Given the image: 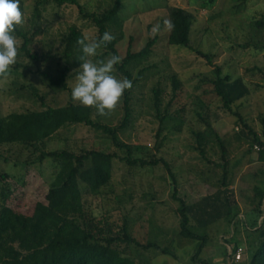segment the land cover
I'll return each instance as SVG.
<instances>
[{"label":"rangeland","instance_id":"1","mask_svg":"<svg viewBox=\"0 0 264 264\" xmlns=\"http://www.w3.org/2000/svg\"><path fill=\"white\" fill-rule=\"evenodd\" d=\"M79 1L89 12L97 14L109 11L113 5V0ZM37 2L20 0L27 23L18 28L27 34L28 49L39 59L27 57L22 51L23 41L17 38L20 42L17 62L11 66L6 79L0 77L3 116L42 110V103L32 87L49 106L63 107L73 101L71 92L80 71L82 51L76 42L70 57L66 56L71 35L76 31L81 38H98L97 28L83 20L76 7L50 3L41 6L37 14ZM204 3L205 0H123L119 18L124 38L117 45L120 56L126 57L130 45L137 53L148 41L156 39L157 42L148 60L133 71L137 77L146 69L133 93L132 122L119 136L123 142L137 148L135 158L152 160L157 156L171 165L178 197L187 205L201 207L205 198H213L218 191H228L237 204L235 211L239 217L232 224L223 218L207 227L199 226L192 218L191 230L207 237L200 251L204 241L181 235L178 214L181 204L173 198L174 184L166 168L163 165L130 168L116 159L110 184L96 193H85L84 203L104 225L117 230L126 221L130 234L139 242L154 243L167 251L166 254L155 249L139 251L131 246L127 252L137 264H233L231 251L238 244L244 251L249 247L248 213L252 208L254 187L259 180H264V165L259 162L258 152L251 150L253 135L250 133L251 130L261 136L264 117V27L257 24L264 22V0H216L214 6L207 9H203ZM170 8L184 9L195 17L191 34L194 49L215 56V63L223 67L224 75L243 80L249 95L233 108L244 123L226 111L214 95L210 84L212 68L206 61L189 49L168 44L170 31L164 29L163 21L168 19ZM157 23L161 31L152 35L151 29ZM109 56L102 47L92 59ZM38 68L53 77L68 68L69 91L52 87L35 73ZM115 75L123 78L117 69ZM174 78L181 84L175 97ZM156 88L161 90V116L167 111L172 117L162 124L154 107ZM92 109L95 122L118 126L124 118V97L108 116H99ZM181 117L185 123L177 131L175 127ZM207 123L224 140L227 150L229 187L226 189L222 185L223 154L217 141L212 138L205 148L207 159L196 149V134L205 132ZM42 149L74 153L99 150L124 156L103 132L85 125L63 128ZM39 155L21 145L0 147V173L9 174V183L14 187L9 206L25 214H30L37 202L45 201L57 172V164L51 160L41 164L37 161ZM247 255L244 253L242 260L247 259Z\"/></svg>","mask_w":264,"mask_h":264},{"label":"trees","instance_id":"2","mask_svg":"<svg viewBox=\"0 0 264 264\" xmlns=\"http://www.w3.org/2000/svg\"><path fill=\"white\" fill-rule=\"evenodd\" d=\"M215 2L216 0H205L202 7L207 9L214 6ZM50 3L59 7L65 5L76 7L81 18L91 22L97 28L98 38L105 31L111 32L116 38L103 48L110 55L120 56L117 45L124 38L123 23L119 18L123 0H113L111 9L102 14L89 12L79 0H38L35 12L39 14L40 7ZM168 19L175 25L174 29L169 32L168 44L189 49L206 61L212 68L213 77L210 84L213 86L214 95L221 100L226 111L244 123L241 115L233 108L249 95V90L243 80L241 78L232 79L224 75L223 67L215 63V56L205 54L191 46L192 28L195 23V17L191 13L181 8H170ZM257 24L264 27V22ZM14 34L23 41V53L30 59L38 61L39 57L31 54L28 49L27 34L18 27ZM80 38L78 32L72 33L66 50L67 57H70L74 49L73 43ZM156 42V39L148 41L146 46L137 53L132 51L130 45L126 57L120 56L121 63L116 65V69L123 78L126 77L132 81L133 86L123 94L124 118L118 126L113 127L95 122L92 108L75 104L72 100L63 107L49 106L34 87H32L33 93L42 103V110L11 113L8 116L0 113V147L21 145L39 152L37 161L41 164L45 160H51L57 164V172L45 201L37 202L30 214L16 211L9 206L14 187L9 183L11 176L7 173H0V264H137L132 254L127 252L131 246L139 251L155 249L166 254L167 251L157 244L141 243L134 238L129 232L126 221L120 228L114 230L109 225L98 221L94 214L86 208L84 194L96 193L110 184L116 159L130 168H154L159 165L166 168L174 184L173 198L181 204L178 210L181 217V235L186 239L204 241L200 251L204 248L207 237L197 235L191 230L192 218L199 226L207 227L211 222L223 218L232 224L239 217L235 211L237 204L229 197L228 191H218L213 198H205L200 203L201 207L187 205L183 199L178 197V187L171 165L157 156H153L152 160L135 158L134 153L137 148L123 142L119 136L132 122L133 93L146 69L141 70L137 77H134L133 71L148 60ZM35 73L46 79L52 87L69 91L70 70L68 68L57 77H53L40 68ZM173 81L175 97L181 84L176 78ZM153 92L154 107L159 113L162 124L172 117L167 111L165 116H161V90L156 88ZM184 123L185 120L181 117L175 129L180 131ZM261 123V136L250 130L253 135L251 150L255 145L261 147V150L257 152L259 162L264 165V117ZM73 125H85L103 132L113 147L124 153V156L119 157L116 153L99 150H83L81 153H74L69 151L48 152L42 149L60 130ZM196 136L198 143L196 149L205 159H207L205 148L212 138L221 147L224 161L221 166L224 172L222 185L225 189L228 188V161L224 140L213 131L208 123L207 130L197 133ZM219 202H221L220 206H218ZM251 204L252 208L248 213L247 221L248 229H250L249 247L245 251L249 256L247 255V259L239 263L232 262L233 264H264V180H259L254 187ZM123 246L125 248L122 249ZM238 246L239 244L233 252L239 248ZM197 256L198 254L193 258L194 261Z\"/></svg>","mask_w":264,"mask_h":264},{"label":"clouds","instance_id":"3","mask_svg":"<svg viewBox=\"0 0 264 264\" xmlns=\"http://www.w3.org/2000/svg\"><path fill=\"white\" fill-rule=\"evenodd\" d=\"M27 23L20 0H0V77L7 78L11 66L17 62L20 42L14 34L17 27L23 28ZM163 27L171 31L175 25L170 19H164ZM161 31L159 23L154 24L151 34ZM116 37L105 31L98 39L87 37L77 40L82 55L80 71L76 77V84L72 88V99L84 107L94 108L97 115L105 117L110 115L119 104L124 92L132 88V81L118 78L116 65L121 63L119 55H111L104 59L93 61L98 50L106 47Z\"/></svg>","mask_w":264,"mask_h":264},{"label":"built area","instance_id":"4","mask_svg":"<svg viewBox=\"0 0 264 264\" xmlns=\"http://www.w3.org/2000/svg\"><path fill=\"white\" fill-rule=\"evenodd\" d=\"M255 151H260L261 147L259 145L254 146ZM245 251L241 248H238L235 252L231 251L233 263H239L242 261Z\"/></svg>","mask_w":264,"mask_h":264}]
</instances>
